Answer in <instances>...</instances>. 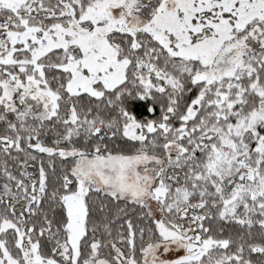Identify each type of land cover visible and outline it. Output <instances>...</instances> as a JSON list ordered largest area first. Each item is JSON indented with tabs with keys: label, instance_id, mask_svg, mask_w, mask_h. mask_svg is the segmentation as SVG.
<instances>
[{
	"label": "snow or ice",
	"instance_id": "1",
	"mask_svg": "<svg viewBox=\"0 0 264 264\" xmlns=\"http://www.w3.org/2000/svg\"><path fill=\"white\" fill-rule=\"evenodd\" d=\"M0 264H264V0H0Z\"/></svg>",
	"mask_w": 264,
	"mask_h": 264
}]
</instances>
